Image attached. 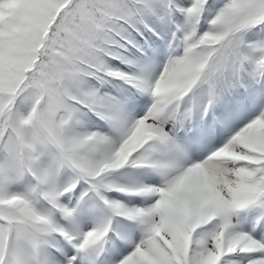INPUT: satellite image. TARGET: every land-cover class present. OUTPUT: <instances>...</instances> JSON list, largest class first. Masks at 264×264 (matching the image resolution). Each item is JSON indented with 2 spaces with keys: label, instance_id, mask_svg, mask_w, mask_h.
<instances>
[{
  "label": "snow or ice",
  "instance_id": "6c2138e0",
  "mask_svg": "<svg viewBox=\"0 0 264 264\" xmlns=\"http://www.w3.org/2000/svg\"><path fill=\"white\" fill-rule=\"evenodd\" d=\"M0 264H264V0H0Z\"/></svg>",
  "mask_w": 264,
  "mask_h": 264
}]
</instances>
